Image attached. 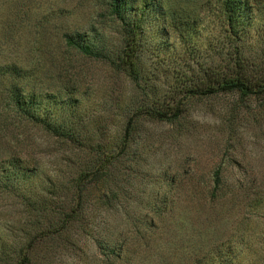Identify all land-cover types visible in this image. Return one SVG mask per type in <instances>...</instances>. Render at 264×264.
Returning <instances> with one entry per match:
<instances>
[{"label": "trees", "instance_id": "1", "mask_svg": "<svg viewBox=\"0 0 264 264\" xmlns=\"http://www.w3.org/2000/svg\"><path fill=\"white\" fill-rule=\"evenodd\" d=\"M105 1L117 35L112 36L106 26H91L83 33H66L65 42L82 55L107 63L128 80L130 92L122 94L112 105H101L100 115L96 116L87 108H81L87 92L81 91L79 85L65 86L58 91L27 92L18 86L12 88L14 109L67 145L72 151L69 160L78 158L81 170L77 177L64 182L41 164H30L21 157L3 162L0 189L20 198L24 205V224L9 228L4 237L0 236V264L22 254L21 264L31 261L24 249L30 251L32 243L25 247L23 241L31 242L34 228L44 224V230L45 221L55 219L52 207L65 190H73L77 204L59 205L58 219L49 228L56 231L66 247L80 250L81 241L73 240L71 228L78 222L84 223L79 224L80 233L87 235L95 249L93 261L116 264L131 243L134 244L133 240L151 233L175 211L184 187L198 191L208 198L205 201L211 202L235 197L238 189L244 187L242 179L227 177L222 165L208 176L186 175L183 163L173 169L174 161L169 160L155 174V180L149 179L151 171L145 172L136 166L143 161L147 163L145 156L152 134L144 127L146 123L166 122L182 127L193 99L233 94L237 97L232 109L236 114L247 101H255L257 109L264 114V0H203L202 9L207 13L203 21L172 10L167 0ZM154 17L161 19L166 34H176L189 56L183 63L178 58L171 60L174 66H170L173 67L171 74L163 72L162 65L149 72L143 63L146 33ZM205 23L209 34L206 55L195 40L196 34L199 36L205 30H198V25ZM256 23L259 26L253 29ZM202 55L212 63L198 61ZM192 61L197 64L192 65ZM10 70L23 76L14 65ZM159 75L162 80H157ZM115 109L119 112L109 114ZM126 170L142 174L144 197L135 196L127 187L130 179H121ZM253 180L256 183L257 179ZM93 189L103 192L94 197ZM91 199L96 209L105 212L108 220L112 219V226L107 221L87 220V216L93 215L91 210L85 214L88 212L85 205ZM131 204L136 208L141 206L144 211L140 208L137 214L130 212ZM251 208L255 209V204ZM232 260L226 256L218 260L208 252L194 259L193 264H231ZM6 264L20 263L11 260ZM39 264H50L47 256L42 255Z\"/></svg>", "mask_w": 264, "mask_h": 264}, {"label": "rangeland", "instance_id": "2", "mask_svg": "<svg viewBox=\"0 0 264 264\" xmlns=\"http://www.w3.org/2000/svg\"><path fill=\"white\" fill-rule=\"evenodd\" d=\"M167 1L172 10L185 17L203 21L207 16L202 9L203 0ZM152 21L144 43V66L151 72L162 65L163 72L171 74L170 69L174 67L171 60L178 58L183 63L189 56L175 33L169 35L162 30L160 18L154 17ZM101 25L106 26L112 36L117 35L105 0H0L1 168L6 160L21 157L30 164H41L64 182L77 177L81 170L79 159L74 156L69 160L72 151L67 145L41 126L24 119L14 109L11 90L18 86L27 92L58 91L65 86L79 85L81 91L87 92L81 108L99 116L101 105H112L122 94L130 92L131 85L107 63L68 47L65 34L83 33L91 26ZM206 25H198V30ZM258 26L256 23L253 29ZM196 35L195 40L202 45L206 55L208 30ZM204 55L197 60L212 63ZM192 62V65L197 64ZM13 65L23 76L10 70ZM155 75L158 76L157 71ZM159 77L157 80H162V76ZM236 102L237 97L233 94L196 98L182 120V127L166 122L146 123L144 127L152 134L145 156L147 163L143 161L136 167L151 171L150 180L157 179L155 174L170 160L174 161L173 169L183 163L186 175L208 176L222 165L224 174L242 179L244 187L238 189L237 196L214 202L205 201L201 193L184 187L175 211H171L166 221L152 230L153 233L133 240L134 244L131 243L116 264H193L194 259L202 258L208 252L216 255L218 260L224 256L233 259L231 264H264V114L257 109L255 101L244 103L236 114L232 110ZM118 112L115 109L109 114ZM116 119L123 117L116 116ZM124 173L120 177L130 179L127 187L135 196L144 197L142 174H137L136 170ZM252 179H257L256 183ZM150 189L146 188L147 191ZM92 192L94 197H99L103 190L93 189ZM191 194L194 197L191 198ZM77 201L73 190L63 191L52 207L56 212L55 219L45 221L48 228L43 230L44 224L41 228L37 226L32 230L31 242L23 241L25 247L32 243L30 251L24 249L31 264H39L42 255L47 256L50 264H97L93 261L95 249L91 241L86 234L80 233L79 224L84 223L78 222L71 228L73 240L81 241L80 250L66 247L56 231L49 228L58 219L59 205L64 202L77 204ZM252 203L255 209L251 208ZM132 204L130 212L139 213L141 206L136 208ZM87 208L85 214L90 210L93 214L87 216L88 221H107L112 226V219L108 220L105 212L96 209L92 199L86 203ZM22 220L24 205L20 198L0 189V236L4 237L9 228L24 224ZM23 257V254L16 255L4 264L11 260L21 264Z\"/></svg>", "mask_w": 264, "mask_h": 264}]
</instances>
